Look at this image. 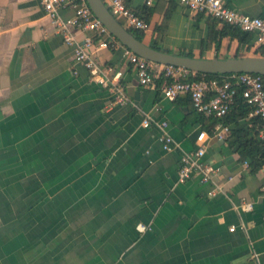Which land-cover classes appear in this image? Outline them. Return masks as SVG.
<instances>
[{
	"label": "crops",
	"instance_id": "crops-1",
	"mask_svg": "<svg viewBox=\"0 0 264 264\" xmlns=\"http://www.w3.org/2000/svg\"><path fill=\"white\" fill-rule=\"evenodd\" d=\"M146 1L125 0L147 16L149 45L206 59L262 56L251 41H209L211 18L177 0ZM223 1L264 19V0ZM123 46L92 50L122 72L128 102L119 105L74 64L39 0H0V264H264V166L239 157L230 130L212 136L219 122L201 120L188 95L163 97L161 79L140 85ZM147 116L168 122L173 150L142 125ZM251 118L230 126L259 137ZM201 131L211 135L205 160L220 171L213 182H178L180 156ZM215 185L224 191L209 194ZM245 200L251 211L236 208Z\"/></svg>",
	"mask_w": 264,
	"mask_h": 264
},
{
	"label": "built area",
	"instance_id": "built-area-1",
	"mask_svg": "<svg viewBox=\"0 0 264 264\" xmlns=\"http://www.w3.org/2000/svg\"><path fill=\"white\" fill-rule=\"evenodd\" d=\"M45 14L50 18L64 43L71 47L74 64L84 67L92 81L110 90L112 103L123 105L128 102L124 86L119 82L122 75L111 66H102L92 55L93 49H115L121 42L117 40L106 26L93 14L86 0H39ZM111 14L125 27L146 31L147 23L130 8L125 0H102ZM181 6L191 13L210 16L221 23H226L246 31L251 35V46L264 50V19L248 15L234 9L223 0H177ZM147 4L151 0L146 1ZM62 9H70L71 17L63 18ZM76 31L84 32L82 39H78ZM125 59L133 67L138 83L144 87L153 86L156 80L160 81V91L163 97L174 100L181 94L189 96L194 110L207 116L223 118L235 103L240 93L244 102L251 107L250 115L260 120L259 137L264 141V78L253 73H230L221 79L194 78L196 72L186 68L166 65L145 59L126 46ZM160 66V70L156 69ZM76 73V71H74ZM112 75L111 77L109 75ZM154 124L160 131V142L163 151H170L176 143L167 131L168 122L164 119L151 123L149 116L142 120L144 127ZM229 132V127L221 122L215 126L212 136L222 139ZM210 134L201 131L195 138V147L180 156V165L177 173L178 182L184 183L197 178L204 183L213 182L219 173L220 167L205 160L206 142ZM246 163V162H245ZM216 186V185H215ZM223 188L216 186L209 194L223 192ZM264 198V187L261 188ZM242 211L253 209L252 201H242L236 206ZM143 229L141 231L140 229ZM136 229L142 233L150 229L148 225L138 223ZM231 230L234 227L230 228Z\"/></svg>",
	"mask_w": 264,
	"mask_h": 264
},
{
	"label": "water",
	"instance_id": "water-1",
	"mask_svg": "<svg viewBox=\"0 0 264 264\" xmlns=\"http://www.w3.org/2000/svg\"><path fill=\"white\" fill-rule=\"evenodd\" d=\"M93 14L109 32L135 54L156 63L173 65L204 74L253 73L264 77V56L198 58L153 48L137 38L109 11L102 0H86Z\"/></svg>",
	"mask_w": 264,
	"mask_h": 264
},
{
	"label": "trees",
	"instance_id": "trees-1",
	"mask_svg": "<svg viewBox=\"0 0 264 264\" xmlns=\"http://www.w3.org/2000/svg\"><path fill=\"white\" fill-rule=\"evenodd\" d=\"M134 11L144 21H148L147 16L145 17V15L138 13L136 10ZM207 17L211 18V21L209 22V37H208L209 41H215V43L218 44V41L222 37L230 36L233 38H237L241 44L250 43L251 35L247 33L246 31H243L237 27H234L226 23H222V26L220 28H216V25L221 22L213 17H210V16H207ZM128 29L137 38L143 40V33L141 30L133 29L130 27H128ZM150 46H152L153 48L165 51L164 49L158 47L154 42H152ZM187 55L193 56L191 52L187 53ZM261 55L264 56V50L261 51ZM202 75L205 78L221 79L226 74H204V73L196 72V76L194 78H200ZM250 111H251V107L247 103L244 102L240 93H238L235 98V103L233 104V106L230 108L228 113L223 118L219 119L214 116H207L201 113H198V116L201 120L210 118L211 121L221 122L227 125L229 127L232 137L234 138L233 142H231V145H233V143H238L236 152L239 154V157L241 159H247L249 161L250 166L252 167V170H257L264 166V141L258 137V134H257L258 131H255L256 135L255 134L250 135V131L247 132L246 130L232 128V126H230V123L236 122L237 120L248 117ZM251 119H253L257 123L259 121V126H260V120H258L259 118L257 116H253V118Z\"/></svg>",
	"mask_w": 264,
	"mask_h": 264
},
{
	"label": "clouds",
	"instance_id": "clouds-1",
	"mask_svg": "<svg viewBox=\"0 0 264 264\" xmlns=\"http://www.w3.org/2000/svg\"><path fill=\"white\" fill-rule=\"evenodd\" d=\"M140 230H141V231H143V229H142V228H141Z\"/></svg>",
	"mask_w": 264,
	"mask_h": 264
}]
</instances>
